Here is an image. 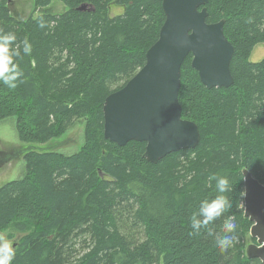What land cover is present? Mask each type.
I'll list each match as a JSON object with an SVG mask.
<instances>
[{
	"label": "trees",
	"instance_id": "trees-1",
	"mask_svg": "<svg viewBox=\"0 0 264 264\" xmlns=\"http://www.w3.org/2000/svg\"><path fill=\"white\" fill-rule=\"evenodd\" d=\"M12 1L0 0V29L27 37L32 54L17 61L24 76L15 89L0 82V121L14 118L23 143L83 127L76 154L25 152L24 176L0 187V233L19 236L12 264H261L244 253L251 223L241 171L264 185V58L249 61L264 46V0H207L206 22L224 20L233 47V83L206 89L185 58L178 102L199 141L156 164L142 158L144 143L103 138L102 106L143 66L164 22L162 0H59L60 14L45 11L52 0H30L20 17ZM82 4L90 10L78 11ZM213 175L232 187L231 209L211 225L220 233L234 219L226 251L204 229L189 234L201 201L218 194Z\"/></svg>",
	"mask_w": 264,
	"mask_h": 264
},
{
	"label": "water",
	"instance_id": "water-1",
	"mask_svg": "<svg viewBox=\"0 0 264 264\" xmlns=\"http://www.w3.org/2000/svg\"><path fill=\"white\" fill-rule=\"evenodd\" d=\"M206 4L207 0H162L164 22L157 40L145 53L143 66L104 100L105 140L119 147L132 141L144 143L142 158L151 164L197 146V126L181 118L178 102L183 61L191 55L190 66L206 89L227 88L233 83L229 70L233 47L224 37V20L207 23ZM77 10L90 9L82 4ZM42 152L49 150L37 153ZM15 156L6 154L0 167ZM241 175L243 217L251 223L249 236L255 240L244 253L247 259L264 264V185L246 169Z\"/></svg>",
	"mask_w": 264,
	"mask_h": 264
},
{
	"label": "clouds",
	"instance_id": "clouds-1",
	"mask_svg": "<svg viewBox=\"0 0 264 264\" xmlns=\"http://www.w3.org/2000/svg\"><path fill=\"white\" fill-rule=\"evenodd\" d=\"M38 26L46 27V22L42 17L39 18ZM31 54L32 45L27 37L22 42H17L14 33H4L0 29V82H3L8 88L15 89L17 81L24 76L17 61L23 60L24 56H31ZM209 179L210 181L215 180L218 194L211 200L201 201L198 210L190 217L192 232L189 234L199 235L201 229H204L210 236H214L215 245L226 251L234 243L232 235L236 231L234 219L226 218L220 233H216L211 225L231 209L232 202L225 193L231 192L232 187L227 177L213 175ZM14 258L13 242L8 240L5 235L0 234V264H12Z\"/></svg>",
	"mask_w": 264,
	"mask_h": 264
},
{
	"label": "rangeland",
	"instance_id": "rangeland-1",
	"mask_svg": "<svg viewBox=\"0 0 264 264\" xmlns=\"http://www.w3.org/2000/svg\"><path fill=\"white\" fill-rule=\"evenodd\" d=\"M11 14L15 17L28 16L31 9L30 0H13L12 6H10ZM64 10V7L59 0H52L51 6L45 11L51 14H60ZM112 14H119V11L113 10ZM264 58V46L256 45L250 55V62H258ZM83 143V127L81 123H75L62 137L53 139L48 143H23L18 140L15 131V119L7 118L0 121V159H4L6 154L14 153L17 156L4 161V165L0 167V187L4 184L21 179L25 174V162L23 153L29 150L33 151H54L58 154L65 156H71L76 154ZM6 152V154H5ZM14 156V155H13ZM10 231H6L0 234L6 236V238L13 243L19 240L18 235L11 234ZM12 238V239H11ZM246 244H252L250 236L246 240Z\"/></svg>",
	"mask_w": 264,
	"mask_h": 264
},
{
	"label": "bare ground",
	"instance_id": "bare-ground-1",
	"mask_svg": "<svg viewBox=\"0 0 264 264\" xmlns=\"http://www.w3.org/2000/svg\"><path fill=\"white\" fill-rule=\"evenodd\" d=\"M9 159L6 160V162L8 161Z\"/></svg>",
	"mask_w": 264,
	"mask_h": 264
},
{
	"label": "crops",
	"instance_id": "crops-1",
	"mask_svg": "<svg viewBox=\"0 0 264 264\" xmlns=\"http://www.w3.org/2000/svg\"><path fill=\"white\" fill-rule=\"evenodd\" d=\"M63 6V5H62ZM64 11V10H63Z\"/></svg>",
	"mask_w": 264,
	"mask_h": 264
}]
</instances>
